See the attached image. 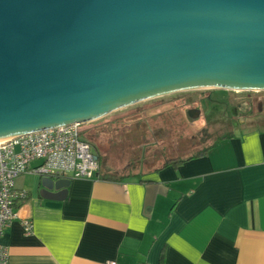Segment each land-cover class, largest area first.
<instances>
[{
	"label": "water",
	"instance_id": "95a60500",
	"mask_svg": "<svg viewBox=\"0 0 264 264\" xmlns=\"http://www.w3.org/2000/svg\"><path fill=\"white\" fill-rule=\"evenodd\" d=\"M208 89L264 90V0H0V141Z\"/></svg>",
	"mask_w": 264,
	"mask_h": 264
},
{
	"label": "crops",
	"instance_id": "0c3cea01",
	"mask_svg": "<svg viewBox=\"0 0 264 264\" xmlns=\"http://www.w3.org/2000/svg\"><path fill=\"white\" fill-rule=\"evenodd\" d=\"M225 137L124 180L101 162L96 179H70L60 206L42 177L21 176L29 199L1 238L8 264H264V129Z\"/></svg>",
	"mask_w": 264,
	"mask_h": 264
},
{
	"label": "rangeland",
	"instance_id": "374dc122",
	"mask_svg": "<svg viewBox=\"0 0 264 264\" xmlns=\"http://www.w3.org/2000/svg\"><path fill=\"white\" fill-rule=\"evenodd\" d=\"M216 90L180 92L136 104L82 125L81 137H88L94 151L101 154L105 170H115L120 176L146 173L170 158L190 157L231 132L254 130L234 129L227 123V111L216 103L227 94ZM213 91L210 100L201 99ZM227 92L234 103L247 94L264 99V90ZM191 110H200L201 116L192 117Z\"/></svg>",
	"mask_w": 264,
	"mask_h": 264
},
{
	"label": "built area",
	"instance_id": "2783aa9c",
	"mask_svg": "<svg viewBox=\"0 0 264 264\" xmlns=\"http://www.w3.org/2000/svg\"><path fill=\"white\" fill-rule=\"evenodd\" d=\"M81 127L71 123L0 141V264L9 260V250L1 243L5 229L29 199V192L18 186L21 176L97 178L100 161L93 146L82 139ZM22 226L26 235L33 233L31 219H23Z\"/></svg>",
	"mask_w": 264,
	"mask_h": 264
},
{
	"label": "flooded vegetation",
	"instance_id": "af4514ba",
	"mask_svg": "<svg viewBox=\"0 0 264 264\" xmlns=\"http://www.w3.org/2000/svg\"><path fill=\"white\" fill-rule=\"evenodd\" d=\"M216 91H225L227 94L225 98L216 100V103L227 111V113H225V117L227 123L230 124L232 128L240 130L244 128L264 129V99L260 98L262 96L247 94L246 98H241L234 103V98L229 94V92H227V90L217 89ZM216 91L208 93L206 97L203 96L201 99L210 100V95ZM191 115L192 117H200L201 111L191 110ZM232 134L234 133L231 132L228 135Z\"/></svg>",
	"mask_w": 264,
	"mask_h": 264
},
{
	"label": "trees",
	"instance_id": "16d2710c",
	"mask_svg": "<svg viewBox=\"0 0 264 264\" xmlns=\"http://www.w3.org/2000/svg\"><path fill=\"white\" fill-rule=\"evenodd\" d=\"M86 136H87V135H86ZM223 139H226V137H221V138H219L218 141H221V140H223ZM84 141L90 143L88 137H86V139H84ZM90 144H91V143H90ZM213 148H215V144L210 145V146H208V147H206V148H203V149H201L199 152H197V153H195L194 155H192V156H190V157H187V158H180V157L170 158V159H168V160H167L162 166H160V167H161L160 169H164V168H166V167H168V166L178 167V166L184 164V163L187 162V161H190V160H193V159H197V158H203V157H206V156L209 154V152H210ZM95 152L97 153V155H98V157H99V161H100V165H101L102 156H101L100 153L97 152V150H95ZM131 176H134V175L123 176V177H121V178L118 179V180H124V179H126V178L131 177ZM163 262H164V256H162L161 264H163Z\"/></svg>",
	"mask_w": 264,
	"mask_h": 264
},
{
	"label": "bare ground",
	"instance_id": "6f19581e",
	"mask_svg": "<svg viewBox=\"0 0 264 264\" xmlns=\"http://www.w3.org/2000/svg\"><path fill=\"white\" fill-rule=\"evenodd\" d=\"M5 141V140H4ZM99 158V157H98Z\"/></svg>",
	"mask_w": 264,
	"mask_h": 264
}]
</instances>
